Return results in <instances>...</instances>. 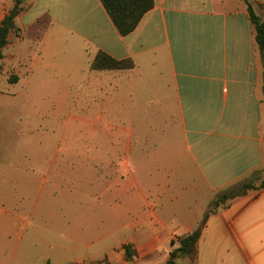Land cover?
I'll return each mask as SVG.
<instances>
[{
	"label": "crops",
	"instance_id": "0c3cea01",
	"mask_svg": "<svg viewBox=\"0 0 264 264\" xmlns=\"http://www.w3.org/2000/svg\"><path fill=\"white\" fill-rule=\"evenodd\" d=\"M248 1L264 19V0ZM15 2L0 0V24ZM21 6L29 12L17 17L20 35H10L3 58L14 73H20L25 62L20 45L38 42L27 60L32 77L55 73L77 98L83 95L80 89H87L89 106L101 104L92 124L103 133L112 125L101 120V112L124 102L125 95L133 104L134 129L118 140L109 137L106 150L99 140L85 153L58 148V163L51 162L56 165L55 190L66 168L72 173V197L50 204L54 227L61 215L69 214L82 220L98 215L108 224V231L97 236L107 239L105 248L92 242L60 248L71 256L65 255L66 264L123 261L126 244L140 255L169 258L172 242L195 231L206 217L192 264H264V189L214 206L228 188L255 172L264 175V61L246 2L155 0L127 36L119 33L101 0H23ZM31 12L36 15L27 20ZM42 22L45 26L37 35ZM100 51L132 59L135 68L93 70L91 63ZM38 88L49 86L44 82ZM19 137L6 134L2 139ZM7 152L0 146V164ZM114 158L127 161L120 169L112 168ZM64 160H69L67 166ZM149 163L150 178H144L141 172ZM3 206L0 222L6 230L0 231V264H14L23 246L9 232L13 221ZM84 233L71 237H89Z\"/></svg>",
	"mask_w": 264,
	"mask_h": 264
},
{
	"label": "rangeland",
	"instance_id": "374dc122",
	"mask_svg": "<svg viewBox=\"0 0 264 264\" xmlns=\"http://www.w3.org/2000/svg\"><path fill=\"white\" fill-rule=\"evenodd\" d=\"M21 7L23 10L20 15L29 12V7ZM34 15L36 12H31L26 19L34 18ZM44 26L45 22L38 26L37 35ZM19 31L15 33L16 36L20 35ZM26 36H32L34 41L37 39V36H33L31 32H28ZM22 44L19 55L25 62L21 63L20 73H14L13 67H8L9 62L3 61L4 59L0 61V146H4L8 151L4 156L5 160L0 164V205L2 206V203L5 205L3 209L8 213L4 215L13 221L9 232L13 235L15 243L17 244L18 239H21L23 246L16 254L14 264H66L65 255L69 258L71 256L64 250L60 251V248H66L73 242L79 245L92 242L95 247L105 248L107 239H98L97 236L108 231V224L100 221L98 215H93L92 219L82 220L79 215L69 214L61 215L59 223H56L58 225L54 227L51 221H54L55 211L50 204L54 199L66 201L72 197L70 192L72 173L70 168H66L67 175L61 176L63 182L57 183L58 187L55 190L52 171L56 165H52L51 162L58 163L55 159L58 148L64 153L72 147L75 151L85 153L95 147L97 143L95 140H99L104 141L102 144L106 150L109 137L118 140L119 136L128 134L134 127L131 108L133 104L131 96L125 95L124 102L120 104L116 101L108 106L105 113L101 112V120L112 125L109 133H103L102 128L92 124L93 115L98 113L101 104L95 105L94 108L89 106L87 89L82 91L80 89L79 93L82 92L83 95L79 94L78 98L76 94H70L71 90L66 88L65 79L53 77L55 73H51L47 78L38 74L32 77L30 63L27 60L38 42ZM15 78L16 81H13ZM44 82H47L49 88L39 90V83ZM72 98L73 103L70 104ZM63 99L65 102H62ZM19 133V139L8 141L2 139L6 134L9 138H13ZM25 155V160L19 164L17 159ZM123 161L127 160L112 159V168L118 166L122 168ZM63 162L67 166L69 160ZM148 165L149 168L141 172L144 178H150L151 165L150 163ZM28 174L29 186L27 185ZM129 174L130 171L127 169L125 176ZM121 175L122 173L118 177ZM252 178L253 175L246 181ZM23 179H25V188L22 186ZM263 179L264 175L261 173L257 175L255 177L257 185ZM240 184L235 187L238 188ZM58 190L59 192H56ZM83 193L87 194L88 191ZM87 199L88 196L84 200ZM88 201L84 203L83 210L89 205ZM44 202L51 207L48 208L43 204ZM28 204H30L29 208H27ZM65 209L71 211L67 207ZM1 230L6 228L0 222ZM71 233L73 235L84 233L89 237L83 240L75 239L71 237ZM179 239L176 240L174 248L179 246ZM135 251L134 259L130 261L124 253L123 261L110 263L108 258H104L90 264H164L168 259L166 254L140 255L136 249ZM181 262L192 264L187 259Z\"/></svg>",
	"mask_w": 264,
	"mask_h": 264
},
{
	"label": "trees",
	"instance_id": "16d2710c",
	"mask_svg": "<svg viewBox=\"0 0 264 264\" xmlns=\"http://www.w3.org/2000/svg\"><path fill=\"white\" fill-rule=\"evenodd\" d=\"M242 1L248 5L249 17L253 24L258 48L264 61V19L254 12L248 0ZM22 2L23 0H16L14 8L5 16L0 24V61L4 58V52L9 44L10 35L12 33L17 34L19 31V28L16 26V19L23 10L21 7ZM101 2L122 36H127L134 32L143 17L153 9L155 4V0H101ZM91 68L96 71H123L135 68V63L132 59L119 60L100 51L92 61ZM13 81H16V78ZM255 177H257V172L253 174L251 180L242 182L238 188H228L217 197L214 201V206H219L226 203L229 199L245 195L249 190L264 189V179L257 185ZM206 219L207 217L195 231L179 239V246L170 252L169 258L164 264H184L181 262L183 259H187L191 263L197 260L198 244ZM172 245L174 246L175 242H172ZM123 249L127 260H133L136 254L134 246L126 244L123 246Z\"/></svg>",
	"mask_w": 264,
	"mask_h": 264
}]
</instances>
